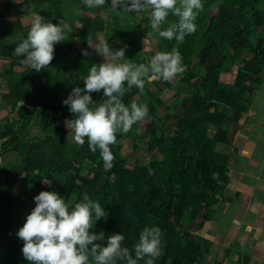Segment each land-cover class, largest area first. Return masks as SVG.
I'll use <instances>...</instances> for the list:
<instances>
[{
	"label": "trees",
	"instance_id": "16d2710c",
	"mask_svg": "<svg viewBox=\"0 0 264 264\" xmlns=\"http://www.w3.org/2000/svg\"><path fill=\"white\" fill-rule=\"evenodd\" d=\"M16 6L25 11L8 7L7 18H0V62L5 65L0 71V264H31L17 232L41 190H55L72 200L82 199L85 192L99 199L108 217L96 221L92 231H122L123 243L130 248L145 224H159L164 250L156 264H202L210 241L189 226L200 221L198 230L212 219L213 206L228 200L233 153L229 127L248 112L264 70V0H204L194 33L182 42L154 36L155 50L149 51L143 42L150 37V8L117 9L114 0L92 7L85 0H20ZM33 11L53 23L67 20L72 27L70 36L55 45L53 60L39 72L15 51L31 25L21 19H32ZM89 36L108 38L114 49L127 44L125 56L136 63H147L158 51L174 46L183 56V70L174 82L153 78L142 91L133 85L125 92L126 104L147 103L150 115L117 133L111 166L99 149L92 152L87 140L81 145L73 131L65 129L75 114L62 101L72 87H83L88 67L102 58L88 45ZM170 88L178 99L171 111H162L159 96ZM92 96L102 101L103 90ZM30 127L38 131L31 133ZM138 141L146 156L129 165L123 147L129 143L136 152ZM9 153L18 161L7 160ZM45 177L51 183H44ZM24 190L23 199L19 193ZM235 264H249V256Z\"/></svg>",
	"mask_w": 264,
	"mask_h": 264
},
{
	"label": "clouds",
	"instance_id": "9594fccd",
	"mask_svg": "<svg viewBox=\"0 0 264 264\" xmlns=\"http://www.w3.org/2000/svg\"><path fill=\"white\" fill-rule=\"evenodd\" d=\"M104 2L85 0L89 7ZM114 5L135 12L150 8L148 35L182 42L198 29L204 0H114ZM170 15L177 19L169 20ZM31 18L27 35L21 36L15 51L39 72L53 60L55 45L70 36L72 27L67 20L53 23L37 11ZM87 43L104 60L92 63L83 75V87H72L62 102L75 114L67 121L74 140L81 145L87 140L89 149H99L102 159L111 166L115 158L111 145L117 142V133L127 132L150 115L147 103L126 104L122 99L125 92L133 85L142 91L153 78H173L183 70V56L174 46L158 51L147 63H136L125 56L127 44L114 49L108 38L97 41L92 36ZM83 53L89 55L87 49ZM100 90L104 99L94 101L92 93ZM43 182L51 180L45 177ZM33 199L35 206L17 232L23 240L22 253L31 264H140L142 260L144 264H156L164 250L163 229L156 223L145 224L131 248L123 243L126 236L122 231L108 235L92 231L96 221L107 219L108 212L87 192L82 199L72 200L55 190H41Z\"/></svg>",
	"mask_w": 264,
	"mask_h": 264
},
{
	"label": "crops",
	"instance_id": "0c3cea01",
	"mask_svg": "<svg viewBox=\"0 0 264 264\" xmlns=\"http://www.w3.org/2000/svg\"><path fill=\"white\" fill-rule=\"evenodd\" d=\"M246 114L229 127L233 153L228 162L230 181L225 190L228 200L213 206L210 221L200 224L197 230L198 221L191 230L210 241V252L202 264L212 262L207 257L210 255H227L224 264H235L245 255L249 256V264H264V139L260 142L258 135L256 139L250 136L252 126L260 123L253 121V110L248 109ZM257 132L264 138V131Z\"/></svg>",
	"mask_w": 264,
	"mask_h": 264
},
{
	"label": "rangeland",
	"instance_id": "374dc122",
	"mask_svg": "<svg viewBox=\"0 0 264 264\" xmlns=\"http://www.w3.org/2000/svg\"><path fill=\"white\" fill-rule=\"evenodd\" d=\"M18 1H20V0H3L2 2H0V18L6 17L5 16L6 15V8H8V7H12L14 11H17V13H19V12L23 13V11H25V8H23V6H21L20 9L16 8L17 7L16 4L18 3ZM21 20L25 26L31 23V19L29 20L28 16H23ZM97 37L100 38L101 36H97ZM155 42L156 41H155L154 36H150L149 38H146L143 42L144 51H149L151 49L155 50V48H154ZM103 60H104V58L102 57L100 63L103 62ZM4 67H5L4 63L0 62V71ZM2 79L3 78H0V81ZM174 79L175 78H173V79L171 78L170 81L174 82ZM260 84L261 85H260V87H258V91L255 94L250 96V104L248 107V109L253 110V113H254L253 121L257 120L258 123H260V126L258 124H257V126L253 125L252 130L249 131V134L253 139H256V135H258L259 141L263 142L264 138H262L258 134L257 130L260 129V132L263 134V131H264V70H263V73L261 76V83ZM2 87L5 90L6 87H5V81L4 80L2 81ZM159 97H160V101L162 103L161 106L163 105L162 108H164V109H161L162 111H165V110L171 111L174 103L178 99V97L175 95L173 88L165 89ZM152 105H154L155 107H160L159 104H156V103H152ZM243 115L241 116V118L243 117ZM245 116L248 117L247 114ZM3 122H4V113L0 112V126H1V123H3ZM36 129H37V127H34V128L30 127L29 131L31 133L32 132L34 133V132L38 131ZM65 129L68 131L71 130L68 125L65 126ZM126 144L127 145H125L123 147V152L129 154V157H128V162H129L128 164L129 165H133L137 160H143L144 159L146 154H145V152L142 151L143 145H142L141 141H138V150L136 152H131L130 151L131 150L130 149L131 144H129V143H126ZM261 148L262 147L259 146V149H261ZM1 159H0V161H1ZM6 159L16 162V161H18L19 157L14 155V153H9L7 155ZM25 192L26 191L24 190V191H20V193H19V196L22 197L23 199L25 198V195H26ZM195 223L198 224L199 222L197 221ZM195 223H193L192 225L189 226V230L193 231V229L196 225ZM237 252H239V250ZM229 253H230V251H229ZM239 253L241 254V252H239ZM224 254H226V252H224ZM207 257L209 258V260L212 259V262H214L216 260L220 261L221 259L225 262V260L227 259V256L210 255ZM240 259H242V257Z\"/></svg>",
	"mask_w": 264,
	"mask_h": 264
}]
</instances>
